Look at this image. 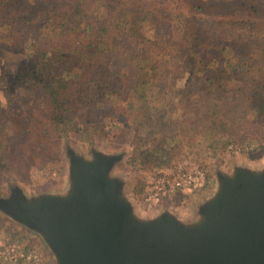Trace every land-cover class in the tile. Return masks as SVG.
Returning a JSON list of instances; mask_svg holds the SVG:
<instances>
[{"label": "trees", "instance_id": "16d2710c", "mask_svg": "<svg viewBox=\"0 0 264 264\" xmlns=\"http://www.w3.org/2000/svg\"><path fill=\"white\" fill-rule=\"evenodd\" d=\"M156 70L188 76L161 87ZM112 116L153 177L185 151L264 148V0H0V186L34 151L59 155L63 135H106Z\"/></svg>", "mask_w": 264, "mask_h": 264}, {"label": "water", "instance_id": "95a60500", "mask_svg": "<svg viewBox=\"0 0 264 264\" xmlns=\"http://www.w3.org/2000/svg\"><path fill=\"white\" fill-rule=\"evenodd\" d=\"M68 155L67 192L28 196L14 185L0 197V210L40 235L57 264H264V168L220 173L198 216L183 221L166 208L138 214L112 173L120 154Z\"/></svg>", "mask_w": 264, "mask_h": 264}, {"label": "rangeland", "instance_id": "374dc122", "mask_svg": "<svg viewBox=\"0 0 264 264\" xmlns=\"http://www.w3.org/2000/svg\"><path fill=\"white\" fill-rule=\"evenodd\" d=\"M180 33L179 27H175V34L178 36ZM153 76L161 87L166 84L176 87L185 83L188 73L183 70H172L167 73L156 70L153 72ZM3 98L4 103L7 105L6 108L17 105L12 101L9 102L5 97ZM137 105L136 99L131 98L128 103L122 106L125 110L130 111L135 110ZM27 120L28 118L25 119V121ZM123 126L124 121L119 120L117 116H112L105 121L106 135L104 136L82 135L80 133L76 135L67 134L63 135L60 140L59 155L56 154L55 148L45 152L34 151L32 154L35 157L32 162L30 161L31 163L26 162L19 171L13 169L4 173L3 182L0 186V197L6 196L14 185L21 186L28 196L43 193H65L70 185L69 150L73 149L85 157H91L94 150H100L121 155V160L116 163L112 173L123 177L125 192L133 200L139 215L143 217L153 216L156 212L166 208L170 209L183 221H191L198 216L199 207L216 192L220 173L232 174L237 166L255 170L264 168V148L258 146L257 143H245L239 148L238 146H229L223 154L205 159L201 154L185 151L180 157L175 158L173 167L164 168L160 175H175L184 168H201L207 175L205 188L197 192L185 191L175 198L176 201H171V203L149 204L145 202L143 196L157 172L134 169L136 164H133L132 157L135 153V145L130 139L132 135L129 134L128 139L125 140L118 137L120 131L124 129ZM26 138L27 136L23 133L14 140L16 155L31 156L29 148L21 145L26 142ZM166 145H169V143L167 142ZM0 235L14 239L22 246L42 254L41 261L36 263L28 261L6 263V261L0 259V264H57L52 251L40 235L14 221L1 210ZM2 261L4 262L2 263Z\"/></svg>", "mask_w": 264, "mask_h": 264}, {"label": "built area", "instance_id": "2783aa9c", "mask_svg": "<svg viewBox=\"0 0 264 264\" xmlns=\"http://www.w3.org/2000/svg\"><path fill=\"white\" fill-rule=\"evenodd\" d=\"M207 183L206 172L201 168H184L175 175H159L149 183L144 200L149 204H162L176 201L175 198L185 191H201ZM0 259L19 263L23 261L40 262L42 254L22 246L14 239L0 235Z\"/></svg>", "mask_w": 264, "mask_h": 264}, {"label": "crops", "instance_id": "0c3cea01", "mask_svg": "<svg viewBox=\"0 0 264 264\" xmlns=\"http://www.w3.org/2000/svg\"><path fill=\"white\" fill-rule=\"evenodd\" d=\"M1 261V260H0ZM4 261H2V263H3ZM7 263V262H6Z\"/></svg>", "mask_w": 264, "mask_h": 264}]
</instances>
